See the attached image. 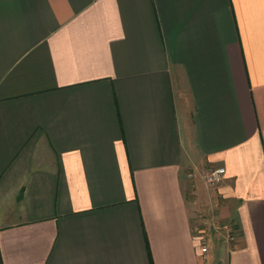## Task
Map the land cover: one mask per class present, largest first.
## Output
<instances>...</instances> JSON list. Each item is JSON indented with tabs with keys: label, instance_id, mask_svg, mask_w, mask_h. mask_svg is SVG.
<instances>
[{
	"label": "crops",
	"instance_id": "1",
	"mask_svg": "<svg viewBox=\"0 0 264 264\" xmlns=\"http://www.w3.org/2000/svg\"><path fill=\"white\" fill-rule=\"evenodd\" d=\"M0 264H264V0H0Z\"/></svg>",
	"mask_w": 264,
	"mask_h": 264
},
{
	"label": "built area",
	"instance_id": "2",
	"mask_svg": "<svg viewBox=\"0 0 264 264\" xmlns=\"http://www.w3.org/2000/svg\"><path fill=\"white\" fill-rule=\"evenodd\" d=\"M226 168L223 166L215 167L206 172L205 182L209 187L218 186L225 178ZM208 233L207 231H201L200 244L201 250L206 254L208 252Z\"/></svg>",
	"mask_w": 264,
	"mask_h": 264
},
{
	"label": "rangeland",
	"instance_id": "3",
	"mask_svg": "<svg viewBox=\"0 0 264 264\" xmlns=\"http://www.w3.org/2000/svg\"><path fill=\"white\" fill-rule=\"evenodd\" d=\"M206 216V215H205ZM234 222V221H233ZM236 227V224H235V222H234V233H235V228ZM228 229H230L231 230V228L229 227L228 228V226L226 227V228H223V227H221L220 229H216V231H220V232H222L223 233V235H221V239L222 240H225L226 238H228V236L230 235V232H229V230ZM232 232H233V230H232ZM231 232V233H232Z\"/></svg>",
	"mask_w": 264,
	"mask_h": 264
}]
</instances>
